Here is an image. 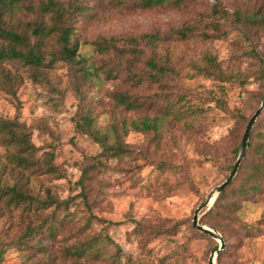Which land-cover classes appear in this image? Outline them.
Returning a JSON list of instances; mask_svg holds the SVG:
<instances>
[{
	"label": "rangeland",
	"instance_id": "1",
	"mask_svg": "<svg viewBox=\"0 0 264 264\" xmlns=\"http://www.w3.org/2000/svg\"><path fill=\"white\" fill-rule=\"evenodd\" d=\"M48 1L20 0L18 8L2 12L3 27L27 35L46 65L0 59V117L22 123L36 156L53 154L59 171L22 170L0 142V183L23 184L52 203L35 212L0 200V264H209L220 240L194 227L198 209L199 222L225 240L217 264H264V178L261 192L251 188L264 162V109L232 184L220 198L213 193L232 172L249 118L264 99V0L153 6L141 0H56L72 10L62 21L42 9ZM35 22L69 26L70 45L78 42L80 54L96 64L92 76L54 58L61 53V31L40 41L30 27ZM186 27L187 37L175 34ZM152 33L164 39L152 45L144 38ZM111 38L122 49L142 52L136 58L100 53L95 43ZM8 43L0 39V47ZM209 56L226 71L225 82L205 70ZM151 58L168 68L167 77L135 86L129 73L145 75ZM110 68L120 76L109 77ZM118 92L146 107L126 110L112 97ZM170 107L178 117L167 114ZM144 116L162 118L161 136L130 130L120 156L106 154L101 142L77 128L90 119L91 129L113 143V124L122 129L124 120ZM210 195L215 199L203 206ZM51 223L59 225L54 237ZM29 226L36 229L31 235ZM88 242L92 254H72Z\"/></svg>",
	"mask_w": 264,
	"mask_h": 264
},
{
	"label": "trees",
	"instance_id": "2",
	"mask_svg": "<svg viewBox=\"0 0 264 264\" xmlns=\"http://www.w3.org/2000/svg\"><path fill=\"white\" fill-rule=\"evenodd\" d=\"M16 1L20 0H0V39L9 42L7 46L0 47V59L2 60L4 58H17L25 61L26 63H31L36 66L44 65L45 56L41 52L37 51L36 46L30 45L29 37L27 35H23L16 31L9 30L3 27V9L7 7L9 10H15V8H18ZM182 1L183 0H141L144 6L160 5L166 2H172L179 5L182 3ZM71 7H73V5ZM42 9L45 12H52L54 14L55 21H62L65 17H67V14H72V10L66 9L65 7H63L61 2L56 0H49L42 6ZM74 9H77L75 5ZM30 27L32 32L39 38L40 41L44 37L51 36L55 32L61 31V53L57 56L53 54V57H58L62 60L67 61L71 66L74 65L78 67L80 72L83 73L86 77L92 76V73H94L92 71V68L96 67V64L94 62L89 64L88 59L80 54L78 42H75L70 45L71 29L69 26H60L58 25V23H54L53 25L48 26L44 22H35L32 23ZM175 34H178L182 37H187L189 34V29L186 27L183 29L176 30ZM144 38H147L150 44L155 45L158 41L163 40L164 36L160 33H152L144 35ZM115 40V38L104 39L102 43L96 42L95 44L99 45V52L103 54L108 53L110 50H115L116 54L121 57L124 56V54H131L133 57L136 58L142 52L141 49L137 47L130 50L122 49L117 46ZM128 40L131 43L138 42V38L136 37H130ZM23 48H27V50L25 51ZM207 61L209 62V65L211 67L205 70H208L210 75L217 76L219 81L225 82L227 73L225 70L222 69L221 65L216 62V57L209 56ZM147 64L149 66V72H147L145 75H139L135 72L129 73V78L130 80H132L135 86L143 84L146 80L154 84L163 83L164 78L167 77L168 68L160 64L155 58L149 59ZM106 71L109 77L118 78L120 76V74L112 68L106 69ZM112 97L117 101L119 105L123 106L126 110H137L142 107H146V103L142 102L138 97H135L129 94L128 92H118L117 94L112 95ZM221 98L222 97L217 98L216 101L220 107H223V99ZM171 113L175 114L177 117L179 116V113L176 111V109L172 107L167 109V114ZM161 119L162 118L160 116H144L132 121L124 120L122 122V129H120L117 124H113V143H110V137L107 134L103 135L102 137L101 135H98L95 130L91 129L92 120L90 119L86 118L87 124L77 123V128L81 132H87L93 135L98 142H101L103 150L106 154H110L112 156H120L121 154L127 151L125 148V143L122 141L123 135L128 134L130 130H136L141 132H153L154 134L158 135V137H160V134L162 132ZM253 134L254 133L252 131L251 136ZM0 142L7 146L11 151L10 163L14 164L18 168H21L22 170L37 175H40L42 173L53 174L59 171L58 166L53 163V154L46 160H41L36 156L37 147L32 142L31 136L25 129V126L17 120L4 119L0 117ZM251 146L252 143H249L248 148H251ZM257 169L258 174L255 179L256 182L251 188L255 192H261L263 190L261 182L263 181L262 178H264V162H262ZM87 176L88 170L84 169L83 179ZM21 180L23 179L21 178ZM227 187L219 194L218 198L222 197L225 194ZM83 198L88 204V207L91 208L90 203H88V195L85 192H83ZM0 200H5L8 206L14 205V207L17 208L23 207V209L25 210H35V212H38L41 208H46L47 206L52 204L51 202L47 203L48 200H39L30 193L26 192L23 188V184H14L12 186H9L4 184L2 185L0 183ZM37 201L41 205H38L34 208V204H37L35 203ZM46 224L48 223H45V225ZM58 228L59 225L51 223L48 226V233L54 237L59 232ZM35 231V228L33 229L30 226L28 227L29 235H31ZM93 247V242H88V244H84L82 247H73L71 251L73 255H90L92 254L90 252L92 250L91 248Z\"/></svg>",
	"mask_w": 264,
	"mask_h": 264
},
{
	"label": "water",
	"instance_id": "3",
	"mask_svg": "<svg viewBox=\"0 0 264 264\" xmlns=\"http://www.w3.org/2000/svg\"><path fill=\"white\" fill-rule=\"evenodd\" d=\"M263 109H264V99H263L262 104L259 107V109H257V111L251 116V118H250V120L246 126V130L244 132V136H243L242 144H241L240 157L236 161L234 168H233L232 172L230 173L229 177L227 178V180L225 182H223L222 184H220L216 188V190L213 192L216 195L221 193L227 186H229L233 182V180H234V178L238 172V169L242 163V160L246 155L247 149L249 147L250 137H251V133L253 131V127L255 125V122L258 119V117L260 116ZM213 199H215V196L210 195L208 197V199L204 202L203 206L208 205ZM199 211H200V209H198L196 211V213L193 217L194 227H196L198 230L204 232L205 234H208V235L213 236L215 238H218L220 240V247L217 248L215 251H213L210 258H209V264H217L216 261H217L218 255L225 249V240L219 233L214 231L212 228H210L206 225H203L199 222V219H198Z\"/></svg>",
	"mask_w": 264,
	"mask_h": 264
}]
</instances>
